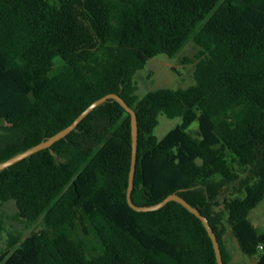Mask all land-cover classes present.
<instances>
[{
	"label": "trees",
	"instance_id": "trees-1",
	"mask_svg": "<svg viewBox=\"0 0 264 264\" xmlns=\"http://www.w3.org/2000/svg\"><path fill=\"white\" fill-rule=\"evenodd\" d=\"M190 41L200 48L195 84L141 98L136 74ZM109 94L137 113L134 203L181 196L209 219L225 264L228 216L241 252L264 264V235L249 219L264 201V0H0V163ZM160 115L182 120L162 140ZM195 122L201 138L188 132ZM132 155L131 115L109 100L52 149L1 171L0 203L44 229L9 233L0 264H218L182 205L129 206ZM234 184L243 196L216 211Z\"/></svg>",
	"mask_w": 264,
	"mask_h": 264
},
{
	"label": "rangeland",
	"instance_id": "rangeland-1",
	"mask_svg": "<svg viewBox=\"0 0 264 264\" xmlns=\"http://www.w3.org/2000/svg\"><path fill=\"white\" fill-rule=\"evenodd\" d=\"M200 48L194 41H190L174 58L165 55L158 56L147 64L144 70L139 71L135 76L138 88L137 94L142 98L148 92L161 88L186 89L195 84L194 70L197 60L195 59ZM189 61V62H188ZM180 118L169 119L165 115L159 116V125L155 130V135L162 140L171 130L180 125ZM8 125L7 122L0 120V127ZM193 137H200L199 123L195 122L188 130ZM243 194L237 193L236 184L227 186L221 193L219 206L216 211L224 210V201L241 198ZM17 207L15 202L0 203V220L4 223L5 231L0 238V251H4L9 239V233H19L28 237L33 233H38L44 229L42 221L28 226L25 222L15 219ZM225 217L226 234L224 236L225 245L232 255L230 264H253L256 258H248L244 255L234 237L231 227ZM249 219L256 227L259 234L264 235V201L251 212ZM261 252L264 251L260 250Z\"/></svg>",
	"mask_w": 264,
	"mask_h": 264
},
{
	"label": "water",
	"instance_id": "water-1",
	"mask_svg": "<svg viewBox=\"0 0 264 264\" xmlns=\"http://www.w3.org/2000/svg\"><path fill=\"white\" fill-rule=\"evenodd\" d=\"M109 100H114L119 103L130 115H131V124H132V141H133V155H132V164L131 171L129 177V186L127 190V201L129 206L136 212H154L161 210L165 206H167L171 202H176L186 208L190 213L195 215L201 222L204 224L211 240L214 245V250L216 253V258L218 264H225L223 260L222 250L218 238L211 227L209 219L201 214V212L189 204L185 199L177 194H172L168 196L164 201L159 204L151 205V206H139L136 205L133 201L132 195L135 187V176H136V166H137V158H138V142H139V127H138V118L137 113L133 110L126 101L119 94H109L91 104L70 126L63 129L53 137L49 138L47 141H44L35 147L16 155L15 157L9 159L6 162L0 163V172L4 171L15 164L33 156L34 154L43 151L45 149H52L53 145L60 140L66 138L70 133L75 131L79 124L88 117L96 108L100 105L106 103ZM53 154V150H51Z\"/></svg>",
	"mask_w": 264,
	"mask_h": 264
}]
</instances>
